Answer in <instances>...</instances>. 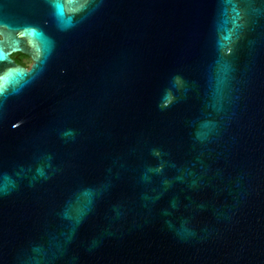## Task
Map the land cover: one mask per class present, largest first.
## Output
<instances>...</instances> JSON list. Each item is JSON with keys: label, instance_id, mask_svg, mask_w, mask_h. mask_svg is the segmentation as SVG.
I'll use <instances>...</instances> for the list:
<instances>
[{"label": "water", "instance_id": "1", "mask_svg": "<svg viewBox=\"0 0 264 264\" xmlns=\"http://www.w3.org/2000/svg\"><path fill=\"white\" fill-rule=\"evenodd\" d=\"M0 45V264H264V0H0Z\"/></svg>", "mask_w": 264, "mask_h": 264}, {"label": "snow or ice", "instance_id": "2", "mask_svg": "<svg viewBox=\"0 0 264 264\" xmlns=\"http://www.w3.org/2000/svg\"><path fill=\"white\" fill-rule=\"evenodd\" d=\"M21 35H23V33H21ZM31 35L34 36H38V33L32 32ZM6 54L3 51V46L0 45V60L5 59ZM23 73L20 72L19 70H11L9 71L5 76L0 77V90H2L4 88V83L8 80L11 79L13 81L19 79L20 77H22Z\"/></svg>", "mask_w": 264, "mask_h": 264}, {"label": "clouds", "instance_id": "3", "mask_svg": "<svg viewBox=\"0 0 264 264\" xmlns=\"http://www.w3.org/2000/svg\"><path fill=\"white\" fill-rule=\"evenodd\" d=\"M13 59H15V55H13ZM31 60L29 59V63L27 65V67H31ZM8 90V88H4L3 90H0V95H4L5 92ZM171 96H168L166 98V100H168ZM62 135L64 137H74L75 133L72 130H67L65 132L62 133ZM0 194L3 195H9L10 194V190L7 187H0ZM194 231L190 228L185 229V236H192L194 235Z\"/></svg>", "mask_w": 264, "mask_h": 264}, {"label": "flooded vegetation", "instance_id": "4", "mask_svg": "<svg viewBox=\"0 0 264 264\" xmlns=\"http://www.w3.org/2000/svg\"><path fill=\"white\" fill-rule=\"evenodd\" d=\"M11 61L15 64V66L20 67L24 70H29L30 68L27 67L29 63V59L22 55H15V59H13V56L10 58ZM32 64V63H31Z\"/></svg>", "mask_w": 264, "mask_h": 264}]
</instances>
